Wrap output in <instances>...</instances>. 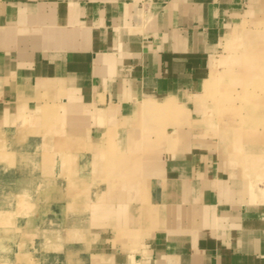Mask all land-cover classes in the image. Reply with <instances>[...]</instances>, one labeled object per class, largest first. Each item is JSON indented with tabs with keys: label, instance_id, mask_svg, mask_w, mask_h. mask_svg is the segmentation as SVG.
Returning a JSON list of instances; mask_svg holds the SVG:
<instances>
[{
	"label": "crops",
	"instance_id": "0c3cea01",
	"mask_svg": "<svg viewBox=\"0 0 264 264\" xmlns=\"http://www.w3.org/2000/svg\"><path fill=\"white\" fill-rule=\"evenodd\" d=\"M258 14L264 0H0V130L58 131L115 164L86 210L88 264H264V188L195 140L192 112L224 37Z\"/></svg>",
	"mask_w": 264,
	"mask_h": 264
},
{
	"label": "rangeland",
	"instance_id": "374dc122",
	"mask_svg": "<svg viewBox=\"0 0 264 264\" xmlns=\"http://www.w3.org/2000/svg\"><path fill=\"white\" fill-rule=\"evenodd\" d=\"M231 55L238 56L236 66L233 60L224 63ZM250 57L259 65L251 67ZM260 63L264 14L229 30L192 98L195 140L209 143L231 172L254 188H264ZM210 78L215 85L205 92ZM42 124L51 123L45 117ZM65 141L58 131L0 130V264H88L86 210L107 184L113 187L120 180L107 176L115 168L112 161L78 159L81 149Z\"/></svg>",
	"mask_w": 264,
	"mask_h": 264
}]
</instances>
